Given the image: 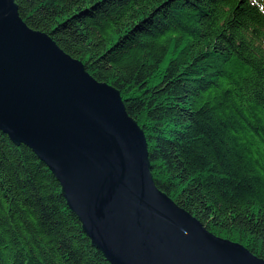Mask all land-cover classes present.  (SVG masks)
<instances>
[{
  "label": "trees",
  "instance_id": "16d2710c",
  "mask_svg": "<svg viewBox=\"0 0 264 264\" xmlns=\"http://www.w3.org/2000/svg\"><path fill=\"white\" fill-rule=\"evenodd\" d=\"M117 89L157 187L264 260V0H15ZM0 264H110L51 171L0 131Z\"/></svg>",
  "mask_w": 264,
  "mask_h": 264
},
{
  "label": "water",
  "instance_id": "95a60500",
  "mask_svg": "<svg viewBox=\"0 0 264 264\" xmlns=\"http://www.w3.org/2000/svg\"><path fill=\"white\" fill-rule=\"evenodd\" d=\"M0 131L29 148L110 264H264L156 185L121 93L0 0Z\"/></svg>",
  "mask_w": 264,
  "mask_h": 264
}]
</instances>
